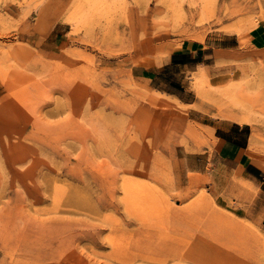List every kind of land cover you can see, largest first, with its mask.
Segmentation results:
<instances>
[{
  "label": "rangeland",
  "instance_id": "374dc122",
  "mask_svg": "<svg viewBox=\"0 0 264 264\" xmlns=\"http://www.w3.org/2000/svg\"><path fill=\"white\" fill-rule=\"evenodd\" d=\"M263 6L0 0V264H264V176L220 162L169 95L219 117L232 94L252 106L264 168V52L247 50ZM218 31L241 41L225 73L132 78Z\"/></svg>",
  "mask_w": 264,
  "mask_h": 264
},
{
  "label": "crops",
  "instance_id": "0c3cea01",
  "mask_svg": "<svg viewBox=\"0 0 264 264\" xmlns=\"http://www.w3.org/2000/svg\"><path fill=\"white\" fill-rule=\"evenodd\" d=\"M218 34V38L207 39L203 43L183 41L180 44L169 45L171 48L168 59L159 60L149 57L145 62L131 67V76L135 80L153 83L157 80V74L173 69H178L180 73H225L221 65L240 57L241 41L235 33L218 31ZM248 40L247 50L264 52V17L252 28ZM169 95L181 106L187 107V111L184 110L186 113L184 117L192 115L196 117L191 121L200 125L206 144L214 147V154L220 162L240 171L251 180L256 181L264 176V168L252 160L255 132L248 123H240L228 116L219 117L212 108L208 112H203L199 109L196 99L182 98L178 92ZM203 143L202 140L199 143L191 142V145L196 148L203 146ZM202 150L208 152L205 147ZM185 152L193 154V152Z\"/></svg>",
  "mask_w": 264,
  "mask_h": 264
},
{
  "label": "bare ground",
  "instance_id": "6f19581e",
  "mask_svg": "<svg viewBox=\"0 0 264 264\" xmlns=\"http://www.w3.org/2000/svg\"><path fill=\"white\" fill-rule=\"evenodd\" d=\"M94 3H95V1H94ZM89 4V3H88ZM92 4H93V2H92ZM91 5V4H90ZM94 5V4H93ZM89 9H91V8H89ZM201 75H200V79L203 81V80H205V75H204V73H200ZM203 86H205L204 84H203ZM227 89V88H226ZM234 89V88H233ZM209 90V89H208ZM234 90H236V88L234 89ZM233 90V91H234ZM229 91V90H228ZM235 93V92H234ZM222 95H224V94H222ZM229 96V95H228ZM217 98V97H216ZM238 98L236 97V95L235 94H232V95H230V100L232 101V103H233V105L236 107V109H237V111L235 112L234 110H233V108H232V110H231V114L230 115H228V117L229 118H231V119H234V120H237V121H239L240 123H252V122H254V121H256V116H255V112H253V109L252 108H250V107H252V106H250V107H248V106H246L244 103H242L241 101H238L237 100ZM215 100V99H214ZM219 100H221V99H219ZM218 102V101H217ZM219 103V102H218ZM218 103H217V105H218ZM221 103H223V102H221ZM227 104V103H226ZM218 108V107H217ZM229 120V119H228ZM235 122V121H234ZM257 122V121H256Z\"/></svg>",
  "mask_w": 264,
  "mask_h": 264
},
{
  "label": "trees",
  "instance_id": "16d2710c",
  "mask_svg": "<svg viewBox=\"0 0 264 264\" xmlns=\"http://www.w3.org/2000/svg\"><path fill=\"white\" fill-rule=\"evenodd\" d=\"M174 60H175V58H174Z\"/></svg>",
  "mask_w": 264,
  "mask_h": 264
}]
</instances>
